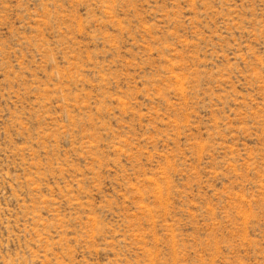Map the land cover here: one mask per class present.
Masks as SVG:
<instances>
[{
    "label": "rangeland",
    "instance_id": "1",
    "mask_svg": "<svg viewBox=\"0 0 264 264\" xmlns=\"http://www.w3.org/2000/svg\"><path fill=\"white\" fill-rule=\"evenodd\" d=\"M0 264H264V0H0Z\"/></svg>",
    "mask_w": 264,
    "mask_h": 264
}]
</instances>
